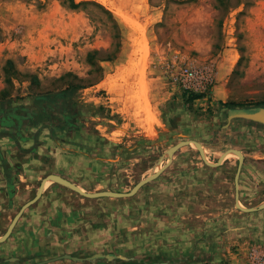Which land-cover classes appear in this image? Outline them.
I'll list each match as a JSON object with an SVG mask.
<instances>
[{
	"label": "rangeland",
	"instance_id": "rangeland-1",
	"mask_svg": "<svg viewBox=\"0 0 264 264\" xmlns=\"http://www.w3.org/2000/svg\"><path fill=\"white\" fill-rule=\"evenodd\" d=\"M70 1L0 0V110L10 122H0V237L48 175L87 193H128L164 168L127 198L89 199L53 181L19 219L27 237L19 250L0 246V264L63 255L82 261L45 264H246L260 218L235 207L238 158L226 159L233 164L223 189L205 195L198 180L208 165L197 149L165 155L191 140L212 163L229 149L243 162L264 158V128L226 120L228 109L264 105V0H72L83 3L76 9ZM186 67L212 78L206 101L186 102L198 93L186 88ZM220 86L225 106L213 99ZM69 88L68 99L35 112L37 97ZM28 159L41 164L32 182L13 175L22 167L10 169ZM187 172L197 180L178 185L176 174ZM261 175L253 188L238 178L243 207L264 201ZM54 186L55 201L46 195Z\"/></svg>",
	"mask_w": 264,
	"mask_h": 264
},
{
	"label": "crops",
	"instance_id": "crops-1",
	"mask_svg": "<svg viewBox=\"0 0 264 264\" xmlns=\"http://www.w3.org/2000/svg\"><path fill=\"white\" fill-rule=\"evenodd\" d=\"M213 93L215 95V98H213L214 100H217L218 103H226L225 100H223V98L225 97V91H224L222 86L217 87L215 89V92H213ZM206 100H207V96L205 95V97H203L201 99H197V100L193 101L192 103L203 102V101H206ZM234 120H236V119H233L231 121H234ZM244 121H246V120H244ZM250 123H253V122H250ZM255 126L261 127V126H259L257 124H255ZM146 133H147L146 135H150L151 133H153V130L150 131V132H146ZM206 153H207V151H206ZM219 158H220V155L216 158L215 162H217ZM208 159H209V157H208ZM230 159H234V158H230ZM171 161H172V159L170 160V163H171ZM228 161L229 160L223 161L217 167L208 166L207 168H202L201 169L202 171H204V173L202 174V177H200V179L198 181L199 182L201 180L203 181V190H204L203 192L205 193V195H213L212 192L216 191L215 188L219 187L220 190L223 189L222 185H223V183H226V175H227L228 169L233 164L232 162H230V161L228 162ZM25 163L26 164H24L23 166H20V163H15V161L12 162V164L10 166L11 170L12 169L13 170L14 169H19L20 167L23 168L22 171H20L19 173L17 172V175L13 174L14 176H16V177H22L23 176V178L25 177V178H27L28 181L32 182L36 178H38V176L42 175V171L41 170L38 171L39 169L38 170L36 169V166H40L41 165V164L39 165L38 161H36L35 159H32V160L28 159V160L25 161ZM253 165H256V168L259 166L261 169H258L259 167L257 169L259 171H261V173L260 172L252 173ZM237 167H238V162L236 164V170H237ZM161 174H159V175H161ZM261 174H264V158L263 157L262 158H257V159H255L253 161L250 160V161H247V162L246 161L243 162L242 165H241L239 178L243 179L245 181V185L248 182V187L249 188H253L254 184H256L255 183L256 180H258V181H256L258 183L262 181V180H260L262 178V176H263ZM186 175H187V177L180 176V175L176 174L174 179H178V181H179L178 185L185 186V184H187L189 186L190 185L189 184L190 181L193 182V181L197 180V179H195V177L199 176V174H195V173H188ZM2 178H3V174L0 173V191H1V193L4 190V185H3V182H2V180H3ZM13 179H15V178H13ZM217 183H219V184H217ZM240 185H241V182H240ZM50 187H53V186H50ZM50 189H53V190H50ZM55 192H59L60 193L61 190L59 188H57L56 186H54V188H48V191H47L46 195H50L52 197L51 199H53L55 201V199L57 198V194ZM240 194H241V192H240ZM40 197H41V200H40V203H41L44 200L43 194ZM81 199H85V198H81ZM243 200H244V198L242 199V202H243ZM242 207H243V205H242ZM1 210H2V208H0V213H2ZM255 214L258 215V217L260 218V221H257L256 218H253L254 222L252 223V227H253L252 233H253L254 236L251 237V240H252V244L254 245L253 248H255L256 246H259V247H261L260 249L262 251H264V208H263V210H259V212L258 211L255 212L254 211V212H251V213H247V215H255ZM18 222H19V220L17 221L16 225L14 226V228H13L11 234L9 235V237L5 241L0 242V246L6 245L8 248H10V249H8V248L7 249L12 251V252H14V250H16V249L19 250L20 243L21 242H25L24 238H27L24 234H22L23 231L21 230V226H20V224H18ZM39 228H41V226H39ZM31 236L34 237V236H37V234H35L33 231H31V234H30V236H28V238H30Z\"/></svg>",
	"mask_w": 264,
	"mask_h": 264
},
{
	"label": "water",
	"instance_id": "water-1",
	"mask_svg": "<svg viewBox=\"0 0 264 264\" xmlns=\"http://www.w3.org/2000/svg\"><path fill=\"white\" fill-rule=\"evenodd\" d=\"M38 100H44V101H49L50 98L49 96H41V97H37ZM39 108V107H38ZM226 118H227V122L229 123L231 120L233 119H241V120H246L249 122H253L261 127L264 128V107H253V108H242V109H228L226 112ZM192 147L197 149V151L199 152L202 160L204 161V163L210 167H217L219 166L222 162L223 159L225 157V155L228 152H233L236 154L237 158H238V167L235 173V177H234V184H235V207L238 208L240 211L242 212H246V213H251L254 211H257L259 209H263L264 208V201L259 204L256 208H241L239 207L238 204V178H239V174H240V170H241V165L244 161V156L241 153V151L239 150H234V149H229L227 151H225L220 158L218 159V161L216 163H209L205 160V157L203 155V149L200 143L196 142V141H182L172 147H170L167 150V154L169 156V158H171L173 156V154L178 151L180 148L182 147ZM162 171V170H161ZM157 172L155 174L150 175L148 178L138 182L128 193H116V192H97V193H87V192H82L75 184L71 183L70 181L58 176V175H48L46 178H44L41 181V184L36 192V195L34 197L33 200H31L30 202L26 203L21 209L20 211L16 214V216L13 218L12 222L10 223V225L8 226L6 232L4 233L3 236L0 237V242L5 241L9 235L11 234L14 226L16 225L17 221L19 220V218L21 217L22 213L25 211V209H27L30 205L34 204L41 196V193L43 191V185L45 184V182L48 179H53L55 182H58L60 184H63L66 188H69L70 190L76 192L77 194L85 197V198H89V199H96V198H100V197H110V198H127V197H131L133 196L142 186H144L145 184H147L148 182L154 180L155 178L158 177V175L161 173ZM108 258V256H103V255H95L92 256L91 258ZM69 259L72 261H76V262H81L82 260L80 258H74L71 257L70 255H63L59 258H55V259H51L48 260L46 262H41L38 264H45V263H49L52 262L54 260L57 259Z\"/></svg>",
	"mask_w": 264,
	"mask_h": 264
},
{
	"label": "trees",
	"instance_id": "trees-1",
	"mask_svg": "<svg viewBox=\"0 0 264 264\" xmlns=\"http://www.w3.org/2000/svg\"><path fill=\"white\" fill-rule=\"evenodd\" d=\"M83 3H79V4H75L72 0L70 1V4L68 5V7L69 8H71V9H76V8H78L80 5H82ZM97 5V4H96ZM100 9H102L103 11H104V13H106L107 14V16L109 17V19L112 21V26H113V28H114V30L116 31V32H118V26H117V24L115 23V21L113 20V18H112V16H111V14L106 10V9H104L102 6H100V5H97ZM114 37L116 38V39H118L119 38V33H115V35H114ZM118 48V42H116L115 44H114V51H109V52H107L108 54L106 55V60H110V58H112L113 56H114V54L116 53V49ZM99 52L98 51H93V54L92 55H96V54H98ZM99 60V59H98ZM98 70H100L99 69V67L97 68ZM73 90H76V88H69V89H66V90H64V91H62V92H60V93H58V94H55V95H53V96H49V98H50V100L49 101H44V100H38L37 98H36V102L37 103H41L42 104V108H37L36 107V109H35V112L37 113V114H44L45 113V110H46V106L48 105V104H51V103H53V104H56L57 102H60V101H62V100H66V99H68L69 97H70V91H73ZM204 96H203V94H198V93H196V94H192V93H188L187 94V96H186V102L187 103H192L193 101H195V100H197V99H201V98H203ZM220 104H222V105H226V103H220ZM257 107H264V105H258ZM15 110V109H14ZM15 111H17V110H15ZM16 114V113H15ZM17 115V114H16ZM17 116H19V115H17ZM7 118V115L6 114H4V113H2V111L0 110V122L3 124V125H10V122L6 119Z\"/></svg>",
	"mask_w": 264,
	"mask_h": 264
},
{
	"label": "built area",
	"instance_id": "built-area-1",
	"mask_svg": "<svg viewBox=\"0 0 264 264\" xmlns=\"http://www.w3.org/2000/svg\"><path fill=\"white\" fill-rule=\"evenodd\" d=\"M182 78L187 85L186 88L192 92L204 94L212 84V78L197 68H184ZM246 256V264H264V251L261 249H251Z\"/></svg>",
	"mask_w": 264,
	"mask_h": 264
},
{
	"label": "bare ground",
	"instance_id": "bare-ground-1",
	"mask_svg": "<svg viewBox=\"0 0 264 264\" xmlns=\"http://www.w3.org/2000/svg\"><path fill=\"white\" fill-rule=\"evenodd\" d=\"M202 149H203V155H204V157H205V160H206L207 162L211 163V161L208 159V156H207L206 150L204 149L203 146H202ZM166 156H168V154H166L165 157H166ZM230 158H234V159H236L237 156H236V154L233 153V152H228V153L225 155L223 161L226 160V159H230ZM158 166H159V163H158ZM163 168H164V166H163V167H162V166H159V168L157 169V172H160L161 170H163ZM157 172H156V173H157ZM154 174H155V173H154ZM53 181H54L53 179H48V180L45 182V184L43 185V189H45V188H46L49 184H51ZM61 185L64 186L63 184H61ZM77 187H78L82 192H85V191L82 189V187H80V186H77ZM237 205H238L239 207L243 208L239 201H238V204H237Z\"/></svg>",
	"mask_w": 264,
	"mask_h": 264
}]
</instances>
